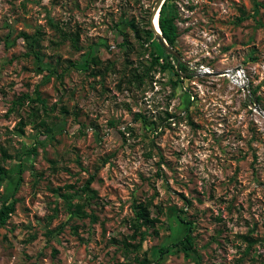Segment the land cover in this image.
I'll list each match as a JSON object with an SVG mask.
<instances>
[{
  "label": "rangeland",
  "instance_id": "1",
  "mask_svg": "<svg viewBox=\"0 0 264 264\" xmlns=\"http://www.w3.org/2000/svg\"><path fill=\"white\" fill-rule=\"evenodd\" d=\"M155 2L0 0V156L2 145L13 155L0 206L17 199L0 226V264L127 261L122 240L147 199L160 220L130 258L264 264V115L252 105L264 110V0H170L189 67L180 76L175 61L152 64L159 41L142 29ZM55 25L77 33V46ZM237 67L249 95L225 74ZM37 90L52 109L40 111L49 129L22 131L39 104L13 101ZM92 175L93 198L80 191ZM66 193L96 220L72 216ZM181 217L194 222L188 255L174 246L187 231ZM162 245L172 247L158 263Z\"/></svg>",
  "mask_w": 264,
  "mask_h": 264
},
{
  "label": "trees",
  "instance_id": "2",
  "mask_svg": "<svg viewBox=\"0 0 264 264\" xmlns=\"http://www.w3.org/2000/svg\"><path fill=\"white\" fill-rule=\"evenodd\" d=\"M259 4V3H257ZM178 18V12L175 7L174 2H170V0H166L161 8L160 16H159V25L162 30V33L164 37L167 39V41L174 47H176V43L178 41V38L180 36L179 32V25L177 23ZM130 26L133 27L136 32H139L141 29L139 26H137L133 21H130ZM55 27L58 28V30L61 32L62 40L65 39H71L73 44L77 46V41L79 40V35L77 33H70L66 32L63 29H60L58 25H55ZM147 39L154 38V33L152 29L150 28V22L149 20L146 22V27L142 29ZM26 39H29V35L27 33H23ZM39 36H33L31 43L33 45L39 44ZM158 46L161 50L160 53L156 52L153 53V61L152 64H159L161 67L166 69H172L175 68V65L173 64V61L177 63V58L174 57L171 54L166 53L163 46L158 43ZM93 59H97V57H93ZM160 59L163 61L161 62ZM151 65V67L153 66ZM151 67H148V70L151 69ZM189 67L181 63L179 66V69L176 68L175 72L178 76H180L181 73H188ZM149 72V71H148ZM146 72V73H148ZM133 75H138L139 71L135 70ZM60 76H63L62 74ZM35 102L39 105L31 106L28 114L27 119L22 118L19 121V129L24 130V127L29 123H36L40 124L41 126H44L45 129H49V122L46 117H41V109L44 111V114L48 117L50 115V111H52L51 108H48L46 99L42 97L40 92L37 90L36 97H32L28 93L23 94L22 96L18 97L13 101V106L15 108L22 107L26 102ZM143 116L142 113H136V117ZM37 149L36 146L31 147L28 149V151H24L19 155V160L22 161L25 155L28 154H36ZM13 158V155L9 152L8 148L4 145L1 146V156H0V184H3L7 178L10 176V169L7 167V162L9 159ZM21 179V177H19ZM94 181V176L92 175L84 184V186L80 189L81 192L88 194V192L92 191L93 195L92 198L96 194V191L92 189L91 184ZM67 188H72L73 184H68L66 186ZM78 193V191H76ZM75 194H65L64 197L67 199L68 203V210L70 214L73 216H80V217H90L92 220H96V215L94 213H90L86 211L85 205L82 202L74 203L73 198ZM70 198V200H69ZM16 202L17 199L12 200H2L1 206H0V226H3L7 223L9 220L11 214L16 209ZM152 200H145L140 201L134 204L135 209V217L132 218L130 224L133 228V233L129 235L127 238H124L122 240L124 244V251L128 258L127 261H117L113 264H153V260H151L147 255H144L143 257H140L139 255H136L134 258H130L129 254L132 251L130 247H133L134 250L139 251L142 246L144 245V242L148 235V229L150 227H154L155 223L160 220L158 215H153L152 212ZM158 207V214H163L164 210L161 205H157ZM182 222L186 225L187 231L185 232V235L182 239L177 241L174 246L181 245V248H183L186 251V255H188L189 250H194V236L192 234L194 222L185 219L184 217H181ZM138 239V240H137ZM130 240H137L136 242H132ZM172 245H162L159 248V257L156 262L160 263L161 260L164 258V255L167 254L171 250Z\"/></svg>",
  "mask_w": 264,
  "mask_h": 264
},
{
  "label": "water",
  "instance_id": "3",
  "mask_svg": "<svg viewBox=\"0 0 264 264\" xmlns=\"http://www.w3.org/2000/svg\"><path fill=\"white\" fill-rule=\"evenodd\" d=\"M166 0H156L155 4H154V7L152 9V12L150 14V17H149V22H150V28L152 29L153 33H154V36L155 38L159 41V43L163 46L164 50L168 53V54H171L173 55L174 57L177 58V66L179 68L180 64L181 63H184V64H187V62L184 60L182 54L180 53V51L172 46L168 41L167 39L164 37L163 33H162V30L160 28V25H159V16H160V11H161V8L164 4ZM156 16H158V29L156 27H154V20L156 18ZM241 67H237V69H240ZM228 70L225 71V74H227ZM215 74H218V73H215ZM243 89L245 91V94L246 95H249L250 94V88L248 87V85H244L243 86ZM252 105L257 109V111L259 113H261L262 115H264V110L261 108V106L259 105L257 99H253L252 101Z\"/></svg>",
  "mask_w": 264,
  "mask_h": 264
},
{
  "label": "bare ground",
  "instance_id": "4",
  "mask_svg": "<svg viewBox=\"0 0 264 264\" xmlns=\"http://www.w3.org/2000/svg\"><path fill=\"white\" fill-rule=\"evenodd\" d=\"M159 25H158V16H156V18H155V20H154V27H156L157 29L159 28L158 27ZM234 80V82L236 83V84H238V85H244L245 83H246V81H245V76H244V74L243 73H241L240 74V76L237 74L236 76H235V78H233Z\"/></svg>",
  "mask_w": 264,
  "mask_h": 264
},
{
  "label": "built area",
  "instance_id": "5",
  "mask_svg": "<svg viewBox=\"0 0 264 264\" xmlns=\"http://www.w3.org/2000/svg\"><path fill=\"white\" fill-rule=\"evenodd\" d=\"M241 73L244 74V76H245V80H246V74H245V70H244L243 68H240V69H237V68H235V69H230V70H228L227 75H228V76L231 78V80H232V78H235V76H236L237 74L240 76ZM244 85H247V80H246V84H244ZM244 85H241V86L243 87ZM239 86H240V85H239Z\"/></svg>",
  "mask_w": 264,
  "mask_h": 264
}]
</instances>
